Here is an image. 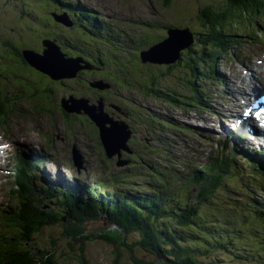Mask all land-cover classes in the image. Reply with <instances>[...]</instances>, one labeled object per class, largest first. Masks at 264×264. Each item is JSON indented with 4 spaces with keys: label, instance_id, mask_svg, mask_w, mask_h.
I'll return each instance as SVG.
<instances>
[{
    "label": "rangeland",
    "instance_id": "rangeland-1",
    "mask_svg": "<svg viewBox=\"0 0 264 264\" xmlns=\"http://www.w3.org/2000/svg\"><path fill=\"white\" fill-rule=\"evenodd\" d=\"M66 1L72 6H81L78 13L84 9L80 24L82 29L67 30L69 29L67 25H65L67 29L58 27L55 23V14H60L61 10L55 0H0V53L2 48L7 51V64L0 62V74L3 72L5 82L0 83V99H11L6 108L4 107L9 116L6 112L5 121L4 117L1 119L4 123L0 122V137L6 136L13 142L14 137L21 139L28 136V129L35 130V140L31 141L34 149L30 154L38 156L48 147L49 150L43 153L45 163L42 164L45 167H41L40 170L48 174L46 178V183H49L46 185L48 192L55 190L57 195L59 190L62 193L66 192L65 186L70 185L74 187V193L78 198L83 197L86 191L83 188L87 184L99 189L115 190L124 187L128 193L133 187L132 183L139 185L136 188L138 190H147V182L158 185L166 178L168 179L166 183L170 181L171 187L165 192V196H174L177 190L182 194L169 208L176 210L180 205L192 201L198 209L202 207L206 213H214L213 218L219 223L205 229L210 236L209 242L207 241L209 248L199 245V250L203 249V256L207 261L212 264H264V223L258 225L257 222L250 224L245 221L249 208L240 187L241 181L243 185L245 183L243 177H248L246 167L252 166V154L248 153L245 160L238 161V167L228 170L227 161L219 155L221 151H215L221 150V146L232 149L244 145L251 153H254L252 150H264V147L234 138L237 133H232L224 127L226 125L229 128L227 118L230 113L227 112L225 103L228 100L229 87L225 81L222 83L217 81L213 61L203 56L205 33H210L213 29V25L208 27V23L206 25L202 21L203 6L211 5L212 8L222 6L224 4L222 0ZM71 10L73 13L74 10ZM90 14L99 18L101 22L99 27L100 29L103 27L96 32L99 38L88 32ZM258 17L262 20L264 13L261 16L251 13L245 17L247 19L244 22L234 26L232 25L236 21L229 19L225 29L228 27L234 29L240 24L243 26L237 29L249 31L253 28L249 23ZM61 20L66 22L64 18ZM245 23L249 26L245 27ZM185 27L190 29H184ZM185 30L188 32H183ZM191 31L204 35L199 38V44L196 46H193L195 43L192 41ZM173 33L174 38L171 37ZM58 34L63 38H69L68 46L64 48L67 55L63 56L68 64L56 72L39 57L46 54H42L44 45L40 43L47 38L58 41ZM215 38L218 39L217 36ZM211 40L206 42L207 50L211 49L208 46ZM252 43L253 39L244 37L240 46L234 47L229 44L230 47L216 63L217 70L230 72L231 63L224 64L226 60L223 57L227 56L233 47L235 49L232 50V54L238 55L240 60L243 61L241 53L253 57L261 45L255 46ZM191 46L193 49L186 52ZM97 49H100L99 54L106 53V57L97 54ZM32 51L42 55L34 57ZM140 51L146 54L142 62L137 56ZM182 51L183 58H179ZM86 53L89 55L88 58ZM79 57L85 58L86 62L101 60L107 64L113 63L110 66L93 65L88 68ZM27 62L38 66L44 72L40 71L42 73L36 75L27 67ZM232 64H236V61ZM85 69L98 70L100 75L81 76L79 73ZM103 71L109 78L101 76ZM33 74L36 76L33 77ZM225 76L227 75L221 74V77ZM49 90L52 92H48ZM217 102L223 104L222 111L215 108ZM18 107L26 111H20ZM88 110L104 111L103 122H106L107 127L112 126L110 121L114 124L127 122L132 127L135 142L131 145L133 147L136 143L133 148L140 151L142 157L146 159L147 166L144 170L136 168L128 178H124L123 175L114 181L120 169L115 163L104 164V151L97 146L99 143L96 137L100 135L96 131L97 125L89 124L86 119L76 116L80 113L89 114ZM187 112L196 120L187 119L185 116ZM32 123H37V127ZM68 128L71 130L68 131ZM119 131L124 132L121 125ZM19 135L22 137L19 138ZM118 139L116 134L113 135L114 144ZM27 140L30 139L25 138V141ZM74 144L85 154L88 161L87 170L79 171L74 166L72 159ZM169 153L177 157L174 158L173 155L170 157ZM124 156L126 158L127 154ZM165 157L166 161H162ZM137 161L139 163L133 164L141 167L142 160L137 158ZM228 163L232 167L237 162L230 158ZM160 164L162 167H159ZM193 164L195 168L196 166L200 168L203 177L197 179L198 175L189 169L188 166ZM137 170H140L139 174H136ZM159 172H162L161 175L152 176ZM214 173L217 175L211 176ZM76 179H79L82 185L75 183ZM122 179H126V184ZM217 179L223 180L222 194L218 193L215 187L218 186L215 183ZM2 182L4 186L0 209L9 210V205L13 206L14 201L11 193L14 181L9 177ZM51 183L54 185L50 186ZM218 197L220 199H217ZM35 200H38V197H35ZM221 200H224L225 204L221 203ZM210 202H213L209 206L213 212L204 207ZM43 203L48 205L54 215L50 227L40 233L34 231L32 234V246L39 247L43 255L40 259L48 254L57 259L59 264H85L84 259L86 264H141L140 261L146 264H169L166 257L154 258L151 252L136 244L135 239L140 236L138 231L132 233L130 237L127 235L129 238L125 239L127 245L136 246L132 253L123 246L116 249L112 240L109 242L101 238V234H97L98 237H93L89 241L83 239V242L75 243L63 233L66 226L77 227L81 226V223L76 222L74 218L69 220L61 218L65 216L62 211L66 204L59 202L57 196L46 199ZM87 205L85 202L82 206ZM78 209L83 213L81 207ZM240 211L242 212L239 213ZM8 216L4 214L3 218ZM177 217L181 216H169L161 222L165 221L163 225L170 228ZM190 217H197L194 211ZM106 222L103 219L95 222L86 221L82 226L87 228L89 233L95 231L99 233L106 226ZM114 228L111 227L113 230ZM200 235L203 234H198ZM172 237L181 238L177 234ZM201 240L204 241L205 238ZM82 244L85 246L84 254L79 250ZM73 248L76 250L75 254Z\"/></svg>",
    "mask_w": 264,
    "mask_h": 264
},
{
    "label": "trees",
    "instance_id": "trees-1",
    "mask_svg": "<svg viewBox=\"0 0 264 264\" xmlns=\"http://www.w3.org/2000/svg\"><path fill=\"white\" fill-rule=\"evenodd\" d=\"M222 2L224 4L218 7L203 6L202 21L206 25L208 23V27L213 25V30H215V33H205V36L197 33L198 39L201 36L206 37L204 45L207 41L213 39L214 36L221 40L226 38V31L223 29H225L229 19L241 20L244 12L246 14H256L264 10V0H222ZM234 39L236 40V45L240 44L239 39L234 36L227 40ZM234 47L230 49L229 53ZM232 169L233 166L228 167V170ZM253 169L254 167H251V170ZM252 173L257 174L256 171ZM152 176L155 175L152 174ZM201 177L203 176H199L197 179ZM243 178H245V183L243 185L241 181V188L248 186V182L251 179ZM161 183L162 185L160 186L152 184L153 188L150 187L151 191L147 194L132 191V194L124 195L125 193L118 194V192H97L84 187L83 189H86L85 195L79 198L74 193V187L66 188V192H60L57 195L58 200L66 204L63 211L67 220L74 218L76 222L81 223V226L66 227L63 234L71 238L75 243L83 239L89 240V237L93 238L95 234L89 235L91 233H88L87 228H84L82 224L88 219L94 222L103 215L106 216L110 225L117 224L119 229L102 228L99 233H96V237H98L97 234H101V238H105L109 242L112 240L113 245H116V249L119 246H123L128 252L132 253L136 246L127 245L125 239L127 235L129 236L138 231L140 236L136 239V244L156 256L166 257L169 260V264H212L204 258L203 249L199 250V245L203 248H209L207 241L209 242L210 236L205 229H208L210 225H219L213 218L214 213H206L202 207L198 209L195 203L191 202H187L186 205H180L176 210L169 208L182 195L177 190L174 192V196H165V192L171 187V182L166 183L163 179ZM215 183L218 185L215 186L218 193L222 194L224 192V188L221 186L223 180L217 179ZM34 189V186L29 184V186H26L25 193L31 194ZM45 191L43 190V192ZM217 199L220 198L218 197ZM85 202L88 205L82 206ZM221 203L225 204V201L221 200ZM212 204L213 202H210L204 207H208V210L213 212L209 207ZM89 206L92 207L88 209ZM78 207L83 209V213H80ZM193 211L197 217H190ZM176 215L181 217H177V220L173 222V226L170 228L163 225L165 221L161 222L164 218ZM61 218L63 217L61 216ZM207 218L208 221L205 222ZM13 219L19 225L18 227L21 231L15 235L19 244L16 245L14 242L9 244V241H5L6 244L0 248V264H59V261L52 255L45 254L40 259V256L43 255L38 251V247H31L34 231L40 232L44 227L51 224V216L47 211H44L41 206H34L31 201L27 200L22 214L18 218L16 216L13 217ZM245 221L250 224L257 222L258 225L264 223L263 200L259 202L257 207H249ZM175 234L180 235L181 238H173L172 236ZM198 234L203 235L198 236ZM18 235L22 238L19 239ZM203 237L205 238L204 241L201 240ZM190 241L191 243H188ZM69 247L73 246L69 245ZM79 250L84 254L85 246L82 245ZM73 252L74 254L76 252L74 248ZM84 261L86 264L85 259ZM140 263L146 264L141 261Z\"/></svg>",
    "mask_w": 264,
    "mask_h": 264
},
{
    "label": "bare ground",
    "instance_id": "bare-ground-1",
    "mask_svg": "<svg viewBox=\"0 0 264 264\" xmlns=\"http://www.w3.org/2000/svg\"><path fill=\"white\" fill-rule=\"evenodd\" d=\"M262 13H264V10H263V12L260 11L254 15L261 16ZM244 20L245 19L241 20L240 22H242V21L244 22ZM256 21L257 20L255 19L254 22H256ZM99 26H101V25H99ZM262 26L263 25L260 24L256 27V28H258L257 37L255 39H253V43H252L255 46H256V44H263L264 45V29ZM112 27H113V25H112ZM67 30H69V29H67ZM225 30H226L225 40H226V44H227V47H226V50H227V48L230 47L229 44H232L233 46L236 45V40L235 39L230 40V41L227 40L228 38L233 37V35L231 34L232 28L228 27ZM81 33H83V32H81ZM101 33H103V32H101ZM219 41L220 40L216 39L214 36V38L210 42V45H208L211 47L210 51H211V56L213 58H217L218 55H223L220 52V44L221 43H219ZM207 49H208V47H207ZM232 50H234V49H232ZM232 50L230 53H228L227 56L223 57V59L226 60L224 62V64H227L228 62L231 63L229 65V71L230 72H227L228 76H226V78L228 79L229 86H230V88L228 89V93H227L228 102L226 104H227V112H229L230 116H231L229 118L232 120L231 128H233L234 130L239 132L240 135L242 134L244 136V139L246 142H248L250 144L252 143L258 147H264V116L262 117V115H261V117H259V115L256 113L257 110H255V105H254V103H257L258 105H260L263 102L262 98H264V51L258 50L257 52H255L254 56L251 57V59H252L251 64L248 66L247 65L243 66L239 56L233 55ZM69 58H71V57H69ZM257 58H259V59H257ZM234 61H236V64H232ZM59 84H61V83H59ZM259 99H261V101H258ZM215 108L221 111V110H223V104H221V103L219 104V102H217V105H215ZM187 113L188 114H185L187 119H195V118H193V115L191 113H189V112H187ZM244 120L246 121L245 123H244ZM125 123L127 124V122H125ZM251 127H258V129H253ZM211 132H213V131L211 130ZM176 138H178V137H176ZM123 148H125V147H123ZM190 148H192V147H190ZM132 149L134 150V148H132ZM133 150H132V152H133ZM252 151H254V153H255V150H252ZM124 152H126L127 154L133 155L127 149H125ZM0 176H1V173H0Z\"/></svg>",
    "mask_w": 264,
    "mask_h": 264
},
{
    "label": "water",
    "instance_id": "water-1",
    "mask_svg": "<svg viewBox=\"0 0 264 264\" xmlns=\"http://www.w3.org/2000/svg\"><path fill=\"white\" fill-rule=\"evenodd\" d=\"M175 33H179V31H175ZM175 33L171 34V37H174ZM47 46L52 48L53 52L49 50L45 51L46 53L45 56L41 57L42 61L46 65H48V67L52 69V71L55 70L57 72V70L59 69L60 70L64 69L63 67H65V65L68 63L66 60L63 59V55L60 53L59 49L56 46L51 45V44ZM54 50L56 52H54ZM88 113L91 116L92 120L96 123L97 127L99 128V133H100L102 144L104 145L105 149L107 150L109 154L111 152L115 153L116 149H119V148L122 149L123 147L126 146L127 141L130 138V133L128 132L127 134L128 128L125 125V123H119V122L115 124L113 123L110 128H107L105 126L106 122L105 121L103 122V115H105L104 112L98 114L94 110L93 111L88 110ZM120 125L124 132L119 131ZM115 134H116V139L119 138L116 144H114V140H113V135ZM75 160H77V157H75Z\"/></svg>",
    "mask_w": 264,
    "mask_h": 264
},
{
    "label": "flooded vegetation",
    "instance_id": "flooded-vegetation-1",
    "mask_svg": "<svg viewBox=\"0 0 264 264\" xmlns=\"http://www.w3.org/2000/svg\"><path fill=\"white\" fill-rule=\"evenodd\" d=\"M82 74H85V75H88V77H90V76H96V75H100V73L98 72V70L97 71H87V70H85V71H82V72H80V75L82 76ZM102 77H103V75H101ZM70 81V80H69ZM64 112V111H63Z\"/></svg>",
    "mask_w": 264,
    "mask_h": 264
}]
</instances>
